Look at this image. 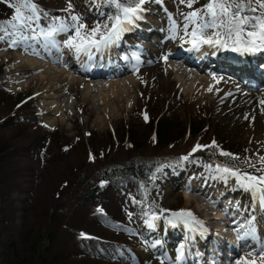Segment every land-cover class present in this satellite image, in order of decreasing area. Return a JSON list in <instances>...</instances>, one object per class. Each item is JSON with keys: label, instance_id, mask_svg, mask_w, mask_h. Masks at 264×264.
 I'll return each instance as SVG.
<instances>
[{"label": "rangeland", "instance_id": "1", "mask_svg": "<svg viewBox=\"0 0 264 264\" xmlns=\"http://www.w3.org/2000/svg\"><path fill=\"white\" fill-rule=\"evenodd\" d=\"M32 2L37 5L38 11L35 14L37 18L28 22L30 27L17 25L14 28L5 25L7 31L0 32V36L4 37L0 39V132L10 138L14 145L16 174L22 188L19 191L20 198L26 199L35 195L39 185L47 178L60 179L62 168L63 172H74L69 179L87 183L99 180V170L103 164H107L106 173L114 167L117 168L114 172H119L125 165L141 161L154 168V171H146L148 185L146 190H143L145 195L142 200L139 199L140 190L133 184L124 187L125 200L121 205L124 206L126 217L134 227L128 239L129 245L119 244L116 247L115 244L109 243L103 246L104 248L98 245L89 248L97 254L105 253L111 258V264H187V261L194 264V260L199 259L198 251L205 250V242L197 237H189L190 229L184 230L179 223L176 227L168 224L167 219L171 218L172 212L191 211L195 221L188 226L192 230L198 228L204 217L210 219L212 225L205 228L209 234L218 232L213 224H224L223 228L226 230L223 238L227 241L229 236L233 237V233H246L247 229L253 227L251 224L256 218L264 219V207L260 206L258 199L251 192L241 188L235 177L216 171L219 165L250 175L264 174L257 171L262 167L259 157L264 156V104L261 103V100L264 101V81L258 83L253 79H233L227 74L228 69L221 65H217V70L213 68L212 74H205L207 68L190 67L184 62L182 56L185 53L178 54L175 60L168 57L171 52L192 47L185 42L189 39L184 33L187 24L185 15L193 10H202L207 0H196L191 8L187 3H180V0H161L160 3L151 0L146 3L143 19L130 26V30L123 34L117 44L103 52L93 50L92 58H87V68L94 69L99 60L105 57L111 62L110 68L115 66L122 71L111 68V76L99 74L101 76L87 78L88 85L100 88L99 91L92 89L87 100H84L85 89L82 86H74L72 93L65 95V114L59 111L46 114V109L50 106V101L46 98L47 87L35 92V84L29 81V77L43 74L46 70L38 72L26 67V71L19 70V76L15 79L13 69L16 67V59L24 54L40 64L53 67L56 72L64 73L65 78L75 76L85 79L83 77L87 76L78 74V70L73 67L71 56H68L69 51H72V56L75 55L74 58H78L80 54L77 55L74 50L64 46V41L71 32L54 36L52 39L56 41L55 44L51 40H45L42 35L50 28L55 18L68 19L69 13L63 9L67 8L69 0ZM10 3L18 4V0H0V21L10 20L14 15L15 9L9 7ZM72 4V14L81 16V22L89 29L96 23L106 22L107 14L114 11L103 4L97 7L92 0H72ZM25 11L26 14H31ZM191 27L190 25L189 31ZM211 33L212 30L208 29L205 35ZM216 49L228 53L226 57L216 53L217 59L229 60L228 64L235 63L240 57L239 53ZM29 52L31 53L28 54ZM50 55L56 58L52 60L48 57ZM247 55L252 56L256 63L255 70L264 67L263 56ZM134 56H139V61ZM165 56L167 60L164 59ZM127 66L131 70L127 69ZM260 73V78L264 80V71ZM16 80L23 85L20 86ZM131 80L134 81L132 86L136 90L134 87L131 90V87L126 85ZM243 82L251 85H245ZM116 84L125 85L126 89L129 87L128 92L121 102L114 105L111 101L109 106V103L103 101V97L111 93V89L106 87ZM246 94H252L253 100L247 99ZM260 95H263L262 99ZM57 106L58 109L61 108L60 103ZM111 108L118 112H113ZM108 110L113 112L112 117L106 116ZM162 116L168 117L174 125L183 128L189 127L195 121H202L204 125L196 137L189 138L187 132L182 131L171 146L160 149L145 125L150 118L157 120ZM259 116L261 118L256 120ZM260 121L263 125L258 130L256 126ZM131 122H136L141 127L139 135L142 140L137 143V147L141 146L139 151L132 150L126 143L121 142L122 140L117 141L114 137L115 131L120 135L122 128ZM90 138L100 141L102 147L110 149L105 154L88 156L87 142ZM213 142L215 147H202L193 152L197 144L209 146L213 145ZM64 147L71 149L67 151ZM221 151L232 153L238 159L222 156ZM200 153H204L205 157L209 156L208 160L213 157L214 162L200 159ZM185 156L188 157L187 160L182 159ZM107 195L109 198L113 196L112 193ZM73 203L72 197L68 198L64 219L71 216V222H76L81 229H98L95 220L99 221L100 217L95 216L93 211L72 212L75 209ZM114 210L116 217H120L118 211L115 208ZM230 212L232 214H228ZM16 213L18 221L25 219V215H32V212L27 210ZM153 214L161 217L155 221L154 229L149 228L145 222ZM225 216H228L232 223ZM210 240L215 241L213 234L207 239L208 244ZM253 244L254 241H250L246 247L238 249L239 253L234 257L232 264H236L241 258L253 259L249 253L259 252L256 250L257 246L251 250ZM169 246L174 247L170 249ZM179 247L184 250L178 251ZM261 248H264L262 244ZM181 253L182 259L177 261L176 258ZM89 255L90 258L97 257ZM73 257L77 256L65 253L61 257L62 263L71 264ZM78 260L80 259L74 261ZM91 261L95 264H109Z\"/></svg>", "mask_w": 264, "mask_h": 264}, {"label": "trees", "instance_id": "2", "mask_svg": "<svg viewBox=\"0 0 264 264\" xmlns=\"http://www.w3.org/2000/svg\"><path fill=\"white\" fill-rule=\"evenodd\" d=\"M153 119L150 118L145 127L151 131L154 143L160 149L171 146L182 131H186L189 138L196 137L204 125L202 121H195L189 127L183 128L174 125L166 116ZM139 129L141 127L136 122H131L122 128L120 135L115 131V140H122L121 142L126 143L132 150L139 151L141 146L137 147V143L142 140ZM64 149L69 151L71 148ZM109 149L110 147H102L100 141H93L92 138L87 142L88 156L91 157L99 153L105 154ZM13 153L12 141L1 131L0 264H64L61 257L65 253L77 256L72 258L71 264H95L91 260L111 264V258L105 253L97 254L89 248L95 245L104 248L103 246L109 243L115 244L116 247L119 244L129 245L128 239L134 227L126 217L124 206L121 205L125 200L124 187L133 184L140 190L139 199L142 200L145 195L143 190H146L145 187L148 185L146 171L148 169L154 171V168L141 161L125 165L123 169L118 170L119 172H114L117 170L114 167L106 173L107 164H103L100 166L99 180L89 183L69 179L74 172H63L62 168L60 179L43 180L35 195L22 199L19 195L22 188L16 174V157ZM206 157L204 153L199 155L200 159L214 162L213 157L209 160V156ZM150 174L152 175V172ZM109 193L113 195L110 198L107 195ZM70 197L75 208L72 212L93 211L95 216L100 217L99 221L95 220L98 229H81L76 222H71V216L64 219ZM114 208L120 217H116ZM20 210L31 211L32 215H25V219L18 221L16 212ZM105 243L107 244L104 245ZM89 254L97 257L90 258ZM77 258L80 260L74 261Z\"/></svg>", "mask_w": 264, "mask_h": 264}, {"label": "snow or ice", "instance_id": "3", "mask_svg": "<svg viewBox=\"0 0 264 264\" xmlns=\"http://www.w3.org/2000/svg\"><path fill=\"white\" fill-rule=\"evenodd\" d=\"M92 2L96 3L97 7L103 4L114 9L112 13L107 14L106 22L96 23L89 29L86 24L81 22V16L72 14L73 4L72 0H69L67 8L63 9L69 13L68 19L55 18L50 28L42 33L45 40H51L55 44L56 41L52 39L54 36L61 33L67 35L71 32V35H67L64 46L74 50L77 55L87 54L91 59L93 50L103 52L117 44L123 34L130 30V26L143 19L142 14L146 10L144 5L151 0H126V2H122V0H92ZM156 2L160 3L161 0H156ZM195 2L196 0H180V3H187L189 8ZM253 4L256 6L253 7ZM9 7H14V15L10 20L0 21V32L7 31L5 25H11L14 28L17 25L30 27L28 22L37 18L35 15L38 11L37 5L32 0H18V4L10 3ZM25 10L31 14H26ZM101 15L105 14L101 13ZM185 20L187 24L184 27V33L189 37L185 42L191 44L194 50H199L202 45L207 44L210 47L232 51L240 55L264 52V0H207L202 10L191 11L185 15ZM190 25L192 26L191 31H189ZM208 29L212 30L211 35H205ZM173 32L175 34V22H173ZM3 38L0 36V39ZM134 58L139 61V56H134ZM164 59L167 60V56ZM211 90L210 87L209 91ZM261 103L264 104V101ZM215 146V142L209 146L197 144L193 148V152L202 147ZM220 155L238 159L229 152L221 151ZM182 159L187 160L188 157L185 156ZM259 162L262 167L257 171L264 173V156L259 157ZM216 171L226 174V176L235 177L240 187L251 192L258 199L260 206L264 207V174L255 176L219 165H217ZM163 211L165 210H161V212ZM160 218L153 214L145 222L149 228L154 229L155 221ZM192 221H195V217L191 211L185 210L172 212L171 218L167 219V223L173 227H176L178 223L188 226ZM249 255L253 259L241 258L236 261V264H264V248H261L258 253L250 252ZM176 259L180 261L182 253Z\"/></svg>", "mask_w": 264, "mask_h": 264}, {"label": "bare ground", "instance_id": "4", "mask_svg": "<svg viewBox=\"0 0 264 264\" xmlns=\"http://www.w3.org/2000/svg\"><path fill=\"white\" fill-rule=\"evenodd\" d=\"M143 24H145L143 22ZM138 29V28H137ZM136 29V30H137ZM139 35V34H138ZM164 43V42H163ZM165 44V43H164ZM213 47H210L209 45L207 44H204L202 45L199 50H194L192 51V47L190 48V50L192 52H190L189 54H185V56H182L186 62L187 65H189L190 67H199V66H202L203 68H207L205 72V74H212L213 72V68L214 69H218L217 65H221L225 68H227L228 70H226V72H228L227 74L230 76V77H233L234 78H240V79H253L254 81H258V83H261L263 82L264 80L262 79V77L260 78V72L255 70L256 68V63L254 61L250 62V61H244V60H240L239 62H235V63H232V64H228L229 60H222V58H219L217 59V51H213L212 50ZM154 50V49H153ZM151 51V49H150ZM179 50H176L174 52H171L169 53V58H171L172 60H175L178 58V54L182 53V52H178ZM186 52V51H185ZM184 52V53H185ZM31 52H29L28 54H30ZM72 51L68 53V56H71V60L73 61V67H75V69L78 70V74H86L87 76H84L83 78L85 79H82L81 78H76L75 76L74 77H67L65 78L64 77V73H60L59 71L56 72L55 69H53V67H50L49 65H45V64H40L38 63L35 59H30L28 58L29 56H27V54H24V55H20L19 57H17L16 59V67L13 69L15 71V75H16V78H18L19 76V70H23V71H26V67L28 68H31V69H34L36 71H43V70H46L45 73L43 74H40V75H33L32 77H29V81L30 83L32 84H35V92L36 91H39L41 90L42 88L44 87H47V89L45 90L46 91V94H48V97L47 100H49V104L50 106L48 107V109H46V114H49L53 111H59L63 114L67 113L66 109L63 107V105L66 104V101H65V95L67 94H70L72 93V88L75 86H82L83 89H85V96H84V100H87L88 97L90 96L91 92H92V89L94 91L96 90H100L95 88V87H92L91 85H88L87 84V81L88 79H91L92 77H94L96 74H101V75H105V74H108V76H111L112 74V69L111 68H107L105 66V64L103 65L102 63H98L97 64V68L96 70H91L90 68H87V65H86V62H87V58H88V55L87 54H84V53H81L79 55L78 58H74L75 55L72 56ZM223 57H226L228 55H222ZM260 56H263L264 55H260ZM49 58H51L52 60H54L56 57H53V56H48ZM180 57V56H179ZM252 57V56H251ZM262 57V58H263ZM74 58V59H72ZM262 58L260 60H262ZM224 61L223 63H220L219 61ZM259 60V61H260ZM264 60V58H263ZM111 63V62H110ZM204 64L207 66L204 67ZM255 65V66H254ZM262 65V64H261ZM104 66V69L102 71H100V69ZM230 66H235V67H230ZM25 67V68H24ZM77 67H79L80 69H78ZM261 68H264V67H261ZM89 69V70H88ZM177 70V69H176ZM264 71V69H263ZM177 72V71H176ZM186 72V71H185ZM28 77V75H26ZM262 76V75H261ZM80 77V76H79ZM88 78V79H87ZM264 78V77H263ZM198 79H196L197 81ZM18 82V80H16ZM20 81V80H19ZM15 82V81H14ZM133 80L129 81L126 85L131 87L130 89L132 90V86L133 85ZM184 82V81H183ZM19 83V82H18ZM28 83V82H27ZM245 84H248L246 82H243ZM20 84V83H19ZM250 84V83H249ZM248 84V85H249ZM23 85V84H20V86ZM195 85V84H194ZM251 85V84H250ZM253 86V85H252ZM127 89L125 88V85L123 86L122 84H116L115 86H108L106 88H110L111 89V93H108L106 94V96L103 97V101H105L106 103H111V101L113 102L112 104L114 103H119L121 102L123 99L122 97L128 92V88ZM77 89V88H76ZM135 89V87H134ZM130 90V91H131ZM136 90V89H135ZM134 90V91H135ZM249 90V89H248ZM247 90V91H248ZM107 92V91H106ZM45 93V92H44ZM248 93V92H247ZM253 93V92H252ZM38 94V93H36ZM254 95V94H253ZM259 95V94H258ZM40 97V95H38ZM247 96V99L249 100H253V96L252 94H246ZM42 97V96H41ZM100 97V96H99ZM45 98V96H44ZM126 98V97H125ZM260 98L262 99L263 98V95H260ZM122 99V100H121ZM246 99V100H247ZM46 100V101H47ZM68 100V99H67ZM72 100V99H71ZM121 100V101H120ZM99 101V100H98ZM262 101V100H261ZM70 102V101H69ZM74 102V100H73ZM86 102V101H85ZM124 102V101H123ZM122 102V103H123ZM60 103V106L61 108L58 109L57 105ZM94 104V103H93ZM108 104V105H109ZM124 104V103H123ZM246 104V103H245ZM57 107H56V106ZM98 105V104H97ZM102 105V104H101ZM115 105V104H114ZM117 105V104H116ZM125 105V104H124ZM130 105V104H129ZM107 106V104H106ZM111 106V104L109 105ZM254 106V105H253ZM102 107V106H101ZM125 107V106H124ZM131 107V106H130ZM252 107V106H251ZM105 108V106H104ZM119 108V106H118ZM44 109V108H43ZM42 109V110H43ZM110 109V108H109ZM120 109V108H119ZM103 110V109H102ZM102 110H101V114H102ZM112 110V108H111ZM45 111V109H44ZM113 112H115L114 110H112ZM107 112V111H106ZM113 112H110V110H108L107 112V117H112L113 116ZM118 112V111H117ZM115 112V113H117ZM44 114V113H43ZM67 116V115H66ZM256 116V115H255ZM254 116V117H255ZM64 118V117H63ZM66 118V117H65ZM64 118V119H65ZM103 118V117H102ZM115 118V117H114ZM258 120L261 118L260 116L259 117H256V120ZM264 118V117H263ZM60 120V119H59ZM73 121V120H72ZM105 123V122H104ZM106 124V123H105ZM107 125V124H106ZM262 123L260 121L259 124H257V129L259 130L260 128H262ZM253 129V128H252ZM258 130H253L254 132H259ZM262 135V134H261ZM257 140V139H256ZM260 140V139H259ZM261 141V140H260ZM258 142V141H257ZM194 201V200H193ZM230 207H226V209H229ZM228 214H232L231 212L228 213ZM259 216V214H258ZM227 217V219H229L230 223H232V220L230 218H228V216H225ZM261 217V216H260ZM257 220L259 222L261 221H264L263 217H261V220L257 218ZM256 220V222L254 223V225L256 226L258 223V221ZM236 223V222H235ZM179 225H182V228L185 230L187 228L190 229V236L193 237V236H196V235H199L200 233L204 232L205 231V228H207V226L209 225H212L211 223V220H207V218L204 217V221H202L200 223V225L198 224V228L195 229V230H192L191 227L189 226H185V224L183 223H179ZM217 230L219 231L220 233V236H219V243H218V250H222V251H226L227 253L230 254H236L237 252L233 251L230 247H228L227 245L223 244V241H221L223 238V235H225V230L223 228V225L222 223H217V224H213ZM215 228V229H216ZM214 229V228H213ZM216 231V230H215ZM192 232V234H191ZM218 233V232H217ZM211 234V233H210ZM177 235V234H176ZM212 235V234H211ZM242 236V240H240L238 238V236ZM252 235L254 239H260V242L264 245V228L261 227V226H258V229H254V226L247 229L246 233L242 234V232H240L238 235L234 234L233 233V237L229 236L230 239H232V241L235 242L236 246H238L239 248H243V247H246L248 245L247 241L250 240V238H245L246 236H250ZM204 239L206 238L205 236L203 237ZM238 241V242H236ZM172 247L174 246H169V248L171 249ZM184 250V248L182 247H179L178 248V251H182ZM232 250V251H231ZM246 252V251H245ZM151 253V252H150ZM195 253V252H194ZM231 257V256H230ZM234 259V258H233ZM233 259L229 261V264H231L233 262ZM221 257L219 256L218 258V261H221ZM211 262H213L214 264H218V262H214L213 260H210ZM197 264H205V261L202 260V258L200 257V259L197 260Z\"/></svg>", "mask_w": 264, "mask_h": 264}]
</instances>
